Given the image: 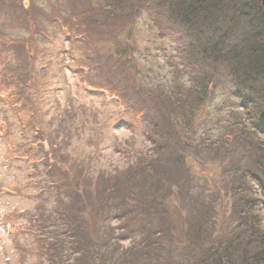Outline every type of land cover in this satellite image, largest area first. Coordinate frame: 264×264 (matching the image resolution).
<instances>
[{"label":"trees","instance_id":"trees-1","mask_svg":"<svg viewBox=\"0 0 264 264\" xmlns=\"http://www.w3.org/2000/svg\"><path fill=\"white\" fill-rule=\"evenodd\" d=\"M73 1L66 0V4L82 19L77 28L96 43H119V30L130 34L129 21L135 23L145 13L155 17L179 46L187 48L189 58L194 59L192 65L204 72L196 76L201 84L190 100L185 95L182 99L176 90L168 95L157 89L156 101L147 96L150 102H143L138 96L137 73H129L136 61L132 53L123 45L122 62L109 58L115 69L96 85L122 88L123 108L133 120L144 121L149 149L137 152L133 164L115 173V184L98 187L95 194L88 190L90 181L83 172L74 179L84 192L75 195L68 189L70 185L63 184L64 189L62 182L70 178L56 172L63 161L52 159V165L45 167L46 189L48 195H54L55 205L50 209L42 205L39 209L47 215L41 212L36 216L39 224L34 238L40 256L47 258V264H147L143 262L147 253L157 255L156 264H264V141L260 138H264V11L260 1L243 7L234 0H76L77 6ZM29 3L26 14L31 0ZM225 6L242 8L235 17L254 22L250 20L239 36L224 32L219 37L224 13L228 16ZM246 6H253L255 13L245 12ZM160 12L163 18L158 17ZM214 87L239 100L238 107L249 116V125L234 127V132L221 136L220 141L210 139L218 133L202 122L211 111L207 117L193 120L197 106L204 107L215 94ZM213 143L220 151L210 155L207 149ZM190 144L201 156L196 162L201 167L196 170L199 178L192 182L190 170L195 165L185 155ZM207 163L219 167L225 178L224 187L219 186L224 192L220 196L214 189L208 192L202 181L204 189L196 185L197 179H209ZM82 178H86L85 184ZM181 180L185 193L179 190ZM113 219L118 224L111 226ZM138 239L148 241L147 245L136 244ZM127 241L130 248L125 251L123 243ZM136 248L135 261L127 260Z\"/></svg>","mask_w":264,"mask_h":264},{"label":"rangeland","instance_id":"rangeland-1","mask_svg":"<svg viewBox=\"0 0 264 264\" xmlns=\"http://www.w3.org/2000/svg\"><path fill=\"white\" fill-rule=\"evenodd\" d=\"M77 1H73L75 6ZM251 1L256 0L232 2L243 7ZM29 4V0L0 2V264L48 262L45 256H40L34 235L39 224L36 216L41 212L47 215V211L39 207L45 205L50 209L55 205L54 195H48L46 189L45 167L52 165V159L63 161L61 167L58 163L56 172L61 171L66 179L70 178L62 185H70L68 189L75 195L84 192V188L83 191L77 188V179H74L77 173L83 172L90 181L88 190L95 194L98 187L114 185L115 173L133 164L137 152L146 153L149 149L144 121L133 120L123 108L122 88L96 85L103 81L101 77L110 76L115 69L116 65H111L109 58L122 62L123 45L132 53L136 61H132L129 73H137L138 96L143 102L156 101L159 98L157 89H163L168 95L176 90L181 92L182 99L185 95L190 100L201 84L195 78L204 72L198 65H192L194 59L189 58L188 49L173 41L175 38L170 32L162 29L155 17L150 18L145 13L135 23L129 21L132 26L126 27L130 34L119 30L116 37L119 43L103 44L96 43L83 29L77 28L82 19L72 13L66 0H31L26 14L25 7ZM81 10L85 14L84 9L79 12ZM225 10L228 16L224 13L219 37L224 32L239 36L252 19L239 20L241 16L235 17L240 12L237 8L225 6ZM247 11L255 13L253 6H246ZM160 14L158 17L163 18ZM234 20L241 28L236 27ZM122 64L118 65L121 73ZM102 88L106 92L99 90ZM214 90L210 101H206L209 108L206 104L204 107L198 105L193 111V120L207 117L211 111L202 122L206 128H213L210 131L216 129L218 133L212 137L209 134L210 139L220 141L221 136L234 132V127L249 125V116L238 107L239 100L220 88L214 87ZM147 96L152 98L145 99ZM49 148L55 152H49ZM186 148L188 161L195 165L190 170L192 182L194 177L199 178L196 170L201 168L197 164L201 156L193 145ZM207 150L212 153L210 155L220 151L215 143ZM207 165L210 166L209 179L199 182L197 179L196 185L204 189L200 184L206 183L208 192L214 189L220 196L224 192L219 186L224 187L225 178L218 165V168L214 163ZM100 173L104 175L98 177ZM85 180L80 181L84 183ZM183 184L179 181V190L185 193ZM64 189L67 190L65 186ZM55 195H58L57 189ZM158 198L164 200L162 196ZM116 224L115 219L111 220V226ZM138 241L136 244L141 243L142 247L148 242ZM128 248L127 241L123 243V250ZM139 248L125 258L133 259ZM153 256L144 254L143 262L156 264L157 255Z\"/></svg>","mask_w":264,"mask_h":264},{"label":"water","instance_id":"water-1","mask_svg":"<svg viewBox=\"0 0 264 264\" xmlns=\"http://www.w3.org/2000/svg\"><path fill=\"white\" fill-rule=\"evenodd\" d=\"M4 0H0V2H2ZM261 3H262V6H263V9H264V0H261Z\"/></svg>","mask_w":264,"mask_h":264},{"label":"bare ground","instance_id":"bare-ground-1","mask_svg":"<svg viewBox=\"0 0 264 264\" xmlns=\"http://www.w3.org/2000/svg\"><path fill=\"white\" fill-rule=\"evenodd\" d=\"M259 1H260V8H262V10L264 11L261 0H259Z\"/></svg>","mask_w":264,"mask_h":264}]
</instances>
